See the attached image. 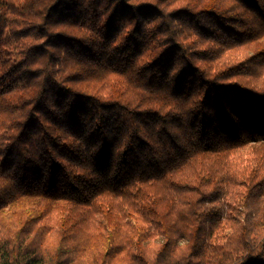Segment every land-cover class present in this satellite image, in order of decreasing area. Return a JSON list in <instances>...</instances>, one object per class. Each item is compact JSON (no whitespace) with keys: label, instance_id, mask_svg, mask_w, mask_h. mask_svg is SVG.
<instances>
[{"label":"trees","instance_id":"16d2710c","mask_svg":"<svg viewBox=\"0 0 264 264\" xmlns=\"http://www.w3.org/2000/svg\"><path fill=\"white\" fill-rule=\"evenodd\" d=\"M0 264H264V0H0Z\"/></svg>","mask_w":264,"mask_h":264}]
</instances>
